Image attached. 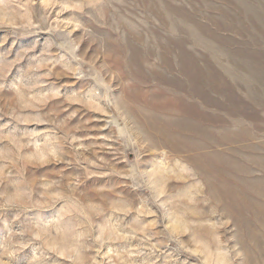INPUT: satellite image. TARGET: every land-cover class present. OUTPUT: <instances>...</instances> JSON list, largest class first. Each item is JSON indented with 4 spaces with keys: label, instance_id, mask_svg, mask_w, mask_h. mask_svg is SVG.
Segmentation results:
<instances>
[{
    "label": "rangeland",
    "instance_id": "374dc122",
    "mask_svg": "<svg viewBox=\"0 0 264 264\" xmlns=\"http://www.w3.org/2000/svg\"><path fill=\"white\" fill-rule=\"evenodd\" d=\"M234 2L254 21L229 0H0V264H264V0ZM186 53L231 87L211 92L227 129L170 124L202 125L161 75Z\"/></svg>",
    "mask_w": 264,
    "mask_h": 264
},
{
    "label": "bare ground",
    "instance_id": "6f19581e",
    "mask_svg": "<svg viewBox=\"0 0 264 264\" xmlns=\"http://www.w3.org/2000/svg\"><path fill=\"white\" fill-rule=\"evenodd\" d=\"M231 2V4L234 5H238L239 6V10L243 13H245L246 17L251 20L254 21L255 19V15L253 14V12L249 10V12L247 11V9H245L246 7L243 8V4L240 2V5L237 4L236 2H234L235 0H229ZM203 17V16H202ZM230 19V18H229ZM187 21V20H186ZM185 22V21H184ZM252 23V22H251ZM185 26V25H182ZM185 28V27H184ZM187 28V27H186ZM201 31H202V27L201 26H196L195 29L193 30V32L200 34L201 35ZM190 32V30H189ZM203 40V39H202ZM199 41V40H198ZM219 41V45H223L226 41H224L223 39L218 40ZM263 42V41H262ZM204 44V42H202ZM215 46L216 43H214ZM227 51L229 54V56L232 55L231 51L225 50ZM219 55V54H218ZM254 56V55H253ZM188 57H190V55L188 53L186 54H181L179 60H180V67H179V72L182 76V79H178V78H167L165 77L163 74H161L163 76V80H166V82L168 84H171L175 87L176 91L174 90V101H180V106H176V109L180 108L183 111H189L197 120L201 121V124H193V123H189V122H185V120L183 118H180L179 116L174 119H172L170 121V124L173 126H176L177 128H184L187 127L188 129L191 130H199L201 132V130H205V127L207 126H214V125H222L225 127V129L228 128V125L230 123L233 122V124L235 123V118L234 115L235 113L233 112L232 109L229 108L228 105H223L222 101L215 99L213 96H211V92H217L219 93L221 96H225L227 97V101L230 102L231 99H229L232 96V89L229 86L228 82L225 80H223V77H221L219 75V84L215 83L214 81V76L215 73L213 70L211 69H201L200 67H198L197 62H195V59H193L192 57L191 59V64H186L187 63V59ZM210 57V56H209ZM251 63V61H250ZM249 64V63H248ZM254 64V63H253ZM141 65V64H140ZM245 65V64H244ZM250 65V64H249ZM262 65V66H261ZM259 67L261 66V68H264V64H259ZM140 67V66H139ZM243 67V65H242ZM142 68V67H141ZM252 68V67H250ZM254 68V67H253ZM255 69V68H254ZM255 71H257V69H255ZM256 74V73H255ZM257 75V74H256ZM223 81L226 83L224 84ZM235 83V82H234ZM191 88V91L193 93H195L196 95H198L206 104L211 105V107H217L219 108L221 111L224 112V114H210L209 112H205L202 111L199 106L197 105H187L185 103L184 98L182 99V95L179 94V91H182L183 89H187V88ZM172 90V89H171ZM141 98V97H140ZM190 100V99H189ZM172 101V100H171ZM233 101V100H232ZM181 102H183V105L181 106ZM225 103V102H224ZM174 104V103H173ZM234 104V102H232V105ZM175 109V106H174ZM171 110H173V108H171ZM177 111V110H176ZM214 112V111H213ZM217 112V111H216ZM220 112V111H219ZM191 117V116H190ZM186 118V117H185ZM191 120V119H190ZM189 120V121H190ZM159 121V120H158ZM195 121V120H194ZM264 122V121H263ZM169 124V126H170ZM251 125V124H250ZM254 125V124H253ZM264 126V125H263ZM259 127V126H258ZM201 129V130H200ZM209 130V129H208ZM249 132V130H248ZM207 133V132H206ZM205 133V134H206ZM209 133V132H208ZM234 133V132H233ZM250 133V132H249ZM254 133V132H253ZM164 134V133H163ZM227 132H224V134L219 138V140L217 141L218 143L224 144V142H233L234 141V137H232V135H226ZM255 134V133H254ZM208 135V134H207ZM248 135V134H247ZM186 136V134H185ZM181 137V136H178ZM190 137V136H188ZM187 137V138H188ZM208 137V136H207ZM241 137H244L243 135ZM186 138V139H187ZM191 139V138H190ZM185 140V139H184ZM191 140H189L190 142ZM204 141V140H203ZM222 141V142H221ZM188 142V143H189ZM192 142V141H191ZM190 142V143H191ZM205 142V141H204ZM216 142V143H217ZM181 144V143H180ZM193 144V143H192ZM162 145V144H161ZM183 145V144H182ZM200 145V144H199ZM208 145V144H207ZM163 146V145H162ZM187 148V147H186ZM164 149V148H163ZM210 158V156H209ZM192 159V158H191ZM209 160V159H208Z\"/></svg>",
    "mask_w": 264,
    "mask_h": 264
}]
</instances>
